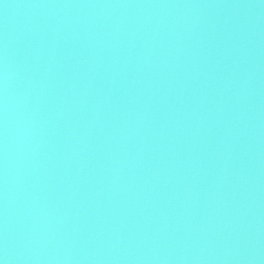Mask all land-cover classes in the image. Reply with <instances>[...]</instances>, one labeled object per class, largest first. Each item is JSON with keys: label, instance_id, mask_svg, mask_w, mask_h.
Listing matches in <instances>:
<instances>
[{"label": "water", "instance_id": "1", "mask_svg": "<svg viewBox=\"0 0 264 264\" xmlns=\"http://www.w3.org/2000/svg\"><path fill=\"white\" fill-rule=\"evenodd\" d=\"M0 264H264V0H0Z\"/></svg>", "mask_w": 264, "mask_h": 264}]
</instances>
